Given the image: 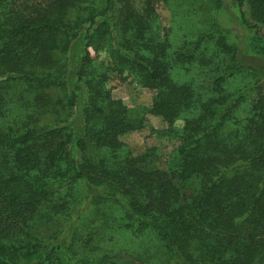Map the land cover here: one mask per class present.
Masks as SVG:
<instances>
[{
    "label": "trees",
    "instance_id": "16d2710c",
    "mask_svg": "<svg viewBox=\"0 0 264 264\" xmlns=\"http://www.w3.org/2000/svg\"><path fill=\"white\" fill-rule=\"evenodd\" d=\"M235 2L264 54V0ZM209 3L206 27L175 45L154 0H0V264H118L77 255L113 224L151 242L143 264H264V75L216 21L222 0ZM129 75L181 140L166 169L144 166L157 149L134 156L120 140L143 126L112 97Z\"/></svg>",
    "mask_w": 264,
    "mask_h": 264
},
{
    "label": "rangeland",
    "instance_id": "374dc122",
    "mask_svg": "<svg viewBox=\"0 0 264 264\" xmlns=\"http://www.w3.org/2000/svg\"><path fill=\"white\" fill-rule=\"evenodd\" d=\"M154 7L162 25L168 29L170 41L175 45H178L186 37L194 36L200 29H204L210 13L209 0H170V3L163 0H154ZM244 11L246 19L251 23L254 22L248 3H245ZM214 16L221 27L226 30L228 42L237 47L240 60L253 66L264 75V54L254 49L256 32L243 22L235 0H222L221 6L215 9ZM74 50H76V47L71 48L72 52H75ZM90 52L98 63L106 62L105 52L97 54L93 48L90 49ZM111 83L112 97L121 100L133 111L134 115H139V117L143 115L142 127L120 136L123 147L130 150L134 156H142L147 151L152 152L157 149V157L147 161L144 166L149 169H166L168 161L181 146V140L169 132V125L163 117L143 111L144 108L151 105L155 91L141 86L139 81L131 75L127 76L125 80L115 78ZM247 83V75L245 73L244 75L238 74L228 81L226 89L229 92H235L244 88ZM63 95L60 90L49 93L53 102L58 98H62ZM40 116L45 122L53 119L72 120L71 116H66L64 113L56 116L50 113ZM183 123L184 118L180 117L175 121L174 127L180 128ZM72 125L79 129L83 124L80 118L75 117ZM115 226L117 225L113 224L108 227V230L104 233H96L92 249L84 251L82 247H79L77 255L82 256L92 250L97 254L109 252L114 255L118 264H143L140 254L145 250L152 249L149 244L151 242L138 243L130 238L131 236L127 235L126 232L117 229ZM78 229L80 233H84V236L88 232L80 225Z\"/></svg>",
    "mask_w": 264,
    "mask_h": 264
}]
</instances>
